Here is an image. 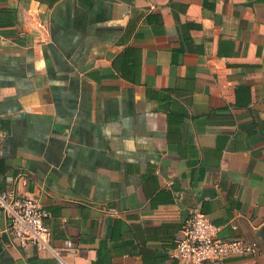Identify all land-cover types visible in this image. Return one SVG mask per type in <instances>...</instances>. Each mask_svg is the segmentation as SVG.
<instances>
[{"label": "crops", "instance_id": "0c3cea01", "mask_svg": "<svg viewBox=\"0 0 264 264\" xmlns=\"http://www.w3.org/2000/svg\"><path fill=\"white\" fill-rule=\"evenodd\" d=\"M9 189L67 264H192L195 209L259 246L203 264H264V0H0ZM0 264H57L1 206Z\"/></svg>", "mask_w": 264, "mask_h": 264}, {"label": "built area", "instance_id": "2783aa9c", "mask_svg": "<svg viewBox=\"0 0 264 264\" xmlns=\"http://www.w3.org/2000/svg\"><path fill=\"white\" fill-rule=\"evenodd\" d=\"M0 206L9 219V231L18 245L47 249L57 258V264H67L62 251L51 244V230L44 223L48 212L35 198L19 196L15 189L4 190L0 191ZM218 231L219 227L204 212L193 210L171 256L192 264H203L259 252L257 242L242 237L223 240ZM67 248L75 249L72 241H68Z\"/></svg>", "mask_w": 264, "mask_h": 264}]
</instances>
